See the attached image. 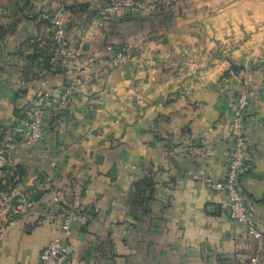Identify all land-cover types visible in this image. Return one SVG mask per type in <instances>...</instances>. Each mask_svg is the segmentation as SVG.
<instances>
[{"label":"crops","instance_id":"1","mask_svg":"<svg viewBox=\"0 0 264 264\" xmlns=\"http://www.w3.org/2000/svg\"><path fill=\"white\" fill-rule=\"evenodd\" d=\"M56 24L99 61L101 91L76 65L26 71ZM0 26V129L44 85L72 89L40 142L0 149V264H37L68 210L89 221L71 225L66 264H250L254 243L206 181L224 177L243 95L239 188L264 234V0H0ZM107 46L140 64L109 67Z\"/></svg>","mask_w":264,"mask_h":264},{"label":"built area","instance_id":"2","mask_svg":"<svg viewBox=\"0 0 264 264\" xmlns=\"http://www.w3.org/2000/svg\"><path fill=\"white\" fill-rule=\"evenodd\" d=\"M50 41L53 45V56L50 59L52 65H60L62 68L79 66L88 71L101 91V80L96 75L99 61L92 57H85L79 53L70 51L65 42V29L61 25L54 27ZM108 55L107 64L113 69H120L127 65L140 64V57L134 53L114 50L111 46L105 48ZM82 87V86H80ZM83 88V87H82ZM72 96V89H62L53 98L52 92L45 87L41 88L34 99L23 109L24 120L20 121L16 132L19 134L22 145L34 146L41 141L44 135V122L49 114L61 113ZM90 107H99L102 102L95 96L88 100ZM246 99L241 96L237 99L236 108L232 120L228 123V140L231 142L224 177L219 182L206 181V186L213 192L223 193L227 199L225 215L231 222L244 228L247 236L254 243V253L250 264H259L264 261V234L256 228L252 221L251 209L246 204L240 188L239 176L246 169L247 159L244 153L246 144L244 118L246 113ZM89 218L80 214L77 210L66 211L60 220L57 236L52 239L40 252L37 264H66L69 260L68 243L71 225L74 222L84 226Z\"/></svg>","mask_w":264,"mask_h":264},{"label":"trees","instance_id":"3","mask_svg":"<svg viewBox=\"0 0 264 264\" xmlns=\"http://www.w3.org/2000/svg\"><path fill=\"white\" fill-rule=\"evenodd\" d=\"M81 11H84V8H80ZM10 27L6 26H0V41L4 38L5 35L9 32ZM112 47V46H111ZM33 53L27 57V69L26 71L29 72L30 70L35 69L38 72L44 71L48 72L50 74H56L57 72H60L63 68L60 65H52L50 63V59L53 56V45L52 42L46 41L44 43L35 42L33 43ZM114 50H121L119 47H112ZM14 115L16 117V122L11 126L9 133L6 134L5 131L0 129V149H3L7 142H5V139L8 135L11 137L12 142H20L21 138L19 134L16 132V129L20 123V121L24 120V111L18 110L14 112ZM7 135V136H6ZM13 185V184H12ZM4 188L0 187V190H3ZM80 214H83L79 212ZM86 215V214H85Z\"/></svg>","mask_w":264,"mask_h":264}]
</instances>
